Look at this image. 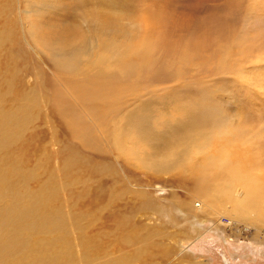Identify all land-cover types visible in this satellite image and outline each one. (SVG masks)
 I'll list each match as a JSON object with an SVG mask.
<instances>
[{"label":"rangeland","instance_id":"1","mask_svg":"<svg viewBox=\"0 0 264 264\" xmlns=\"http://www.w3.org/2000/svg\"><path fill=\"white\" fill-rule=\"evenodd\" d=\"M228 153L264 173V0H0V264H264Z\"/></svg>","mask_w":264,"mask_h":264},{"label":"bare ground","instance_id":"2","mask_svg":"<svg viewBox=\"0 0 264 264\" xmlns=\"http://www.w3.org/2000/svg\"><path fill=\"white\" fill-rule=\"evenodd\" d=\"M231 155L228 153L227 157L217 164L205 161L202 169H199L198 183L203 197H209V204L213 207L220 202L225 204L228 200V203L232 204V209H228L233 216L249 218L253 223L264 226V173L253 172L254 167L251 166L252 170L243 172L244 167L231 162L232 160L228 161ZM234 184L239 186L235 197L232 195ZM199 206L202 207V204Z\"/></svg>","mask_w":264,"mask_h":264}]
</instances>
